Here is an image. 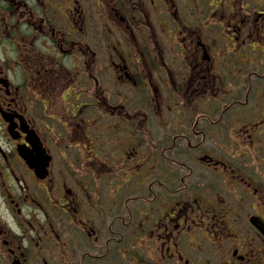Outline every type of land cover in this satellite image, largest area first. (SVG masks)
Listing matches in <instances>:
<instances>
[{"label":"flooded vegetation","instance_id":"obj_1","mask_svg":"<svg viewBox=\"0 0 264 264\" xmlns=\"http://www.w3.org/2000/svg\"><path fill=\"white\" fill-rule=\"evenodd\" d=\"M0 264H264V0H0Z\"/></svg>","mask_w":264,"mask_h":264}]
</instances>
